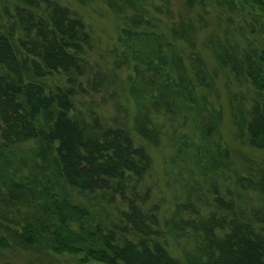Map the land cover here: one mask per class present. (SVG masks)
I'll use <instances>...</instances> for the list:
<instances>
[{
  "label": "trees",
  "instance_id": "trees-1",
  "mask_svg": "<svg viewBox=\"0 0 264 264\" xmlns=\"http://www.w3.org/2000/svg\"><path fill=\"white\" fill-rule=\"evenodd\" d=\"M16 1L28 8L26 12H17L16 21L21 34L19 48L32 60L27 63V58L16 55L10 41L12 31L0 34V188L10 192L6 200L8 209L37 203L42 213L27 218L22 224H14L10 231V227L3 226L0 251L13 244L24 249L44 244L56 255L83 256L81 264H181L170 256L168 242L161 240L163 235L177 240L183 234L190 238L183 249L184 264H264V230L256 231L253 223L244 221L243 213L237 214L226 202L219 201L207 216L195 215L185 222L165 221L160 232L155 230V220L150 225L143 221L132 201L127 211L120 213L119 223L97 222L85 228L87 223L91 224V214L56 190L51 175L57 171L69 188L89 193L112 189V195H122L129 182L133 183L130 192L134 194L149 169V159L144 149H133L126 133L102 132L96 122L88 125L72 117L70 89L47 92L41 83L44 78L61 73L72 86L74 79L83 75L82 55L90 44L84 26L69 19L67 12L56 5L49 8L45 17L37 18L29 10H39L38 0ZM218 1L221 5L235 2ZM236 1L245 7H256L264 14V0ZM105 2L123 20L118 35L123 49L118 57L133 71L130 93L136 100L135 124L139 135L155 144L156 136L161 133L150 123L149 109L163 110V116H171L168 117L171 122L175 120L171 106L199 119L201 146L175 150L182 157L189 151L188 162L194 160L192 165L197 175L213 188V177L227 168L229 155L220 153L218 158H210L209 149L204 146L210 143L207 113L202 104L197 105L175 42L181 40L190 45L192 28L173 26L166 36L158 19L151 15L149 0ZM213 50L222 67L234 76L243 70L251 86L264 93V72L254 65L252 55L251 58L244 55L239 65L227 52L224 55ZM255 56L256 62L264 64V51ZM194 75L197 85L207 84L201 73L197 71ZM249 115L246 127L249 144L262 150L264 103L254 104ZM188 140L189 136L173 137L174 143L182 142L186 147ZM29 143L35 145L34 149L21 148ZM211 167L218 169L204 176L203 171ZM186 172L183 169L179 173ZM184 181L190 189L191 182ZM241 182L243 188L247 183ZM247 185L250 188L251 182Z\"/></svg>",
  "mask_w": 264,
  "mask_h": 264
},
{
  "label": "rangeland",
  "instance_id": "rangeland-1",
  "mask_svg": "<svg viewBox=\"0 0 264 264\" xmlns=\"http://www.w3.org/2000/svg\"><path fill=\"white\" fill-rule=\"evenodd\" d=\"M38 1L39 10H29L37 18L45 17L49 8L56 5L67 12L69 19L80 22L90 38L89 47H85L82 55L83 75L74 79L70 86L61 73L52 74L41 81L45 90L70 89L72 117L80 118L88 125L96 122L102 132L120 130L126 133L133 149H144L149 159V169L137 184L134 194L130 192L133 183L129 182L125 184L127 189L122 195H112V189L89 193L69 188L57 171L51 175L52 181L56 182V190L91 214V224L87 223L85 228L97 222L106 225L119 223L120 213L127 211V205L135 201L143 221L150 225V221L155 220V230L162 232L165 221L207 216L220 201L231 204L237 214L243 213L244 221L253 223L251 225L256 231L264 230V149L251 147L246 129L251 107L264 103V93L251 86L243 70L234 76L228 68L222 67L213 50L217 49L220 54L227 52L239 65H242L244 55L253 56L254 65L264 72V64L256 62L255 56L264 51V14L256 7L242 6L236 0L228 5H221L218 0H190L188 4L186 0H149L151 15L158 19L166 36L173 26H189L193 30L190 45L181 40L175 42L186 66L197 105L202 104L204 113H207V124L211 128L208 134L210 143L204 146L209 149L210 158H218L220 153L229 155L227 168L214 175L211 188L195 172L194 160L188 162L189 151L182 157V153L175 150L201 146L197 130L199 119L188 113L184 115L183 110L171 106L175 117L171 122L168 120L171 116H163V110L149 109V121L161 133L156 136L155 144L139 135L135 124L136 100L130 93L133 71L118 57L123 49L118 43L122 18L108 8L105 0ZM232 3L235 5L231 6ZM22 10L26 12L28 8L16 0H0V34L12 31L10 41L15 53L20 59L27 58L28 63L32 58L25 57L18 44L21 34L16 14ZM197 71L207 84H196L194 73ZM172 78L176 79L174 75ZM146 104L149 103L143 105ZM181 135L189 136L188 143L185 142L187 147L182 142H173V137ZM34 147L33 143H29L21 148ZM183 169L187 172L179 173ZM217 169L211 167L203 171V175L207 176L209 171L211 174ZM184 180L191 182L190 189L185 186ZM242 180L247 184L251 182L250 188L247 184L241 188ZM191 190L194 192L191 193ZM9 194V190L0 188V231L3 226L10 227V231L14 229V224H22L27 218L42 213L37 203L20 204L17 209H8L6 200ZM256 219L261 224H256L259 222ZM187 237L180 234L177 240H171L163 235L161 240L168 242L170 256L181 264H184L183 249L190 242ZM44 246L24 249L13 244L0 251V264H81V255H56Z\"/></svg>",
  "mask_w": 264,
  "mask_h": 264
}]
</instances>
